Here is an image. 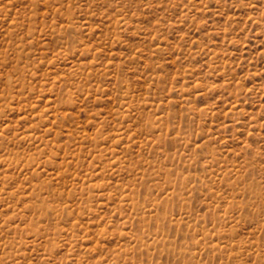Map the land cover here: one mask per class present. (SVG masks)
Instances as JSON below:
<instances>
[{
    "label": "rangeland",
    "instance_id": "374dc122",
    "mask_svg": "<svg viewBox=\"0 0 264 264\" xmlns=\"http://www.w3.org/2000/svg\"><path fill=\"white\" fill-rule=\"evenodd\" d=\"M0 264H264V0H0Z\"/></svg>",
    "mask_w": 264,
    "mask_h": 264
}]
</instances>
